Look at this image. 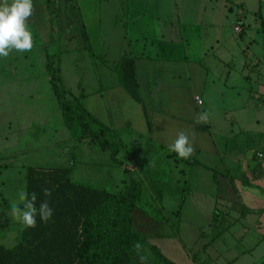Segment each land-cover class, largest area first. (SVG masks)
Instances as JSON below:
<instances>
[{"label": "crops", "instance_id": "crops-1", "mask_svg": "<svg viewBox=\"0 0 264 264\" xmlns=\"http://www.w3.org/2000/svg\"><path fill=\"white\" fill-rule=\"evenodd\" d=\"M51 1L57 13V33L48 50L57 54V63L59 55L67 54L68 67L82 61L75 87L84 121L90 130L117 143L112 162L121 171L136 173L135 177L143 169L144 162H132L131 154L126 156L127 163L117 157L126 150L122 135L142 139L170 160L177 186L173 200L177 221L146 215L136 221L132 209L133 228L164 257L172 258L173 264L178 259L182 264H205L204 260L193 263L178 240L180 213L185 209L195 213L201 247L244 237L253 238L251 242L263 239L264 155L256 153L264 154V27H248L244 35L241 25L248 24L251 15L247 13L261 11L255 7L260 1L245 0L252 4L250 9L242 3L248 11L242 15L237 35L247 43L235 45L219 43L215 36L189 44V35L177 21L136 6L132 11L139 13L128 14L125 21L130 28L126 30L116 12L100 11V0ZM141 1L131 0L133 4ZM33 3L35 11L27 27L34 43L39 35L38 44L45 45L50 37L45 0ZM200 112L209 113L207 123H197ZM180 130L194 134L195 151L188 160L168 148ZM148 171L154 174L156 170L150 166ZM156 186L164 196V186ZM157 208L165 207L158 204ZM21 228L14 230V239ZM163 239L170 242L167 247L177 250L176 255L167 253ZM214 252L216 256L207 259L222 255Z\"/></svg>", "mask_w": 264, "mask_h": 264}, {"label": "rangeland", "instance_id": "rangeland-1", "mask_svg": "<svg viewBox=\"0 0 264 264\" xmlns=\"http://www.w3.org/2000/svg\"><path fill=\"white\" fill-rule=\"evenodd\" d=\"M259 1L255 7L258 6L261 11L247 13L246 16L251 15L248 24H241L242 15L248 11L244 5H250L249 9L252 7L245 0H144L138 4H133L131 0H100L99 4L102 13L108 12L107 9L116 12L118 18L123 19L126 30L130 24L125 20L128 14L135 12L132 9L136 6L140 11H153L155 16L177 21L185 35H189V44L196 45L198 41H208L215 36L219 43L235 45L247 41L239 39L238 31L232 30L233 25L241 24L243 30L264 27V0ZM204 8L208 9L207 12H204ZM246 33L247 30L243 34ZM38 37H34L35 46L31 52L15 51L7 58L0 57V245L11 247L15 241L13 232L21 227L7 213L10 212V203L18 200V193L24 191L26 166L68 167L71 169L69 180L90 182L110 191L124 189L130 180H134L133 219L141 221V216L145 215L154 218L163 216L176 222L177 205L173 200L177 186L173 183V170L164 151L148 147L140 138L133 140V135L127 138L122 135L126 150H121L117 157L127 163L129 158L126 156L131 154L132 162H144L136 178V173L121 171L120 166L112 162L109 149L82 136L81 127L76 124L66 127L50 87L41 49L43 44H38ZM258 39L256 35L255 41ZM234 53L237 59V53ZM61 55L59 64L58 58L53 60L59 66L58 85L65 90L66 97L72 100L78 94L75 75L81 76L82 61L77 67H68L69 56ZM152 151L154 156L149 154ZM150 166L155 167L154 174H149ZM156 185L164 186V196L156 191ZM158 204L163 205L164 210H158ZM194 214L193 210L181 211L180 219L183 218L178 233L180 245L194 259L193 263L204 260L205 264H264V238L251 242L253 238L244 237L201 247V240L195 234ZM143 225L147 224L143 221ZM161 241L169 255H176L177 250L167 247L170 245L168 240ZM214 250L222 255L216 260L207 259L208 256H216ZM169 260L173 261L172 258ZM178 260H174L175 264H182V260ZM133 264L141 263L136 260Z\"/></svg>", "mask_w": 264, "mask_h": 264}, {"label": "trees", "instance_id": "trees-1", "mask_svg": "<svg viewBox=\"0 0 264 264\" xmlns=\"http://www.w3.org/2000/svg\"><path fill=\"white\" fill-rule=\"evenodd\" d=\"M50 27L49 42L43 45L45 70L66 127L78 125L89 137L110 151L114 161L117 143L90 130L79 98L69 99L59 83L57 54L48 49L56 42L57 13L51 0H45ZM68 167L26 166L24 190L37 193V208L47 200L52 218L42 222L37 216L34 228H21L11 247L0 245V264H173L158 247L133 228L130 213L135 208L134 180L124 189L110 191L86 181L69 180ZM51 190L46 197L43 189ZM139 244V247L136 245Z\"/></svg>", "mask_w": 264, "mask_h": 264}, {"label": "clouds", "instance_id": "clouds-1", "mask_svg": "<svg viewBox=\"0 0 264 264\" xmlns=\"http://www.w3.org/2000/svg\"><path fill=\"white\" fill-rule=\"evenodd\" d=\"M35 5L33 0H3L0 3V57L7 58L14 50L19 53H29L34 48L31 31L27 27L28 20L33 16ZM209 113H197V123H207ZM170 151L176 153L178 158L188 160L194 155V134L180 130L176 138L168 145ZM264 155V154H261ZM46 197L51 196V190L43 189ZM37 193H28L26 190L18 193V200L10 203L11 219L19 222L22 228H34L37 216L47 223L53 215V209L47 200L36 205ZM139 247V244L136 245Z\"/></svg>", "mask_w": 264, "mask_h": 264}, {"label": "built area", "instance_id": "built-area-1", "mask_svg": "<svg viewBox=\"0 0 264 264\" xmlns=\"http://www.w3.org/2000/svg\"><path fill=\"white\" fill-rule=\"evenodd\" d=\"M233 30H234V31H238V30H239V26H238V25H235V26L233 27ZM256 156H257V157H260L261 154H260L259 152H257V153H256Z\"/></svg>", "mask_w": 264, "mask_h": 264}]
</instances>
